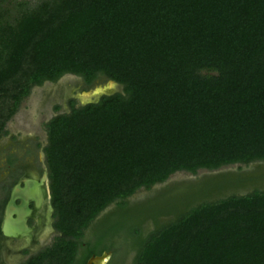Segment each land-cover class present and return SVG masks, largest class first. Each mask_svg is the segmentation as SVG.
Segmentation results:
<instances>
[{"label":"trees","instance_id":"1","mask_svg":"<svg viewBox=\"0 0 264 264\" xmlns=\"http://www.w3.org/2000/svg\"><path fill=\"white\" fill-rule=\"evenodd\" d=\"M64 75L121 90L43 125L59 236L21 264H264V0H0V136ZM229 165L246 176L204 179L150 231L133 221L173 173Z\"/></svg>","mask_w":264,"mask_h":264},{"label":"flooded vegetation","instance_id":"2","mask_svg":"<svg viewBox=\"0 0 264 264\" xmlns=\"http://www.w3.org/2000/svg\"><path fill=\"white\" fill-rule=\"evenodd\" d=\"M60 79H63V77L58 80ZM71 88H65L66 93H63V100L59 104L52 103L50 105V113L46 109L38 112V116L41 118V131L44 133L45 139H41L37 132L25 129L22 125L23 127L19 128L23 130L22 132L20 130L12 131L13 133L10 134V137L0 144V264H21L29 257L49 246L53 242L54 237L59 236L53 228L54 220L50 202L49 179L43 155V148L46 144V134L43 125L54 116L67 113L70 100L74 102V106H78L77 101L71 98L69 94ZM74 88L79 90L77 86ZM28 125H32L31 121H29ZM240 167L239 171H237V165L230 171L226 169L211 172L205 171L206 174L203 178L231 175L236 172L246 176V169H243L244 166ZM196 174L197 171L193 175H189L196 176ZM256 178L258 179L259 176ZM204 179L173 186L167 182V178L164 182L151 186L148 191L152 194L158 193L162 195V193L166 194L172 190L179 189L181 185L196 184ZM139 190H142L143 195L136 201H131V198ZM146 194L148 193L140 188L129 196L127 200L131 201V203L142 204V202L146 201L143 198ZM11 197H13V200L9 203ZM6 207H8L10 212V221L14 223L20 222L22 228L27 230L25 234L16 238L5 237L2 234L1 226ZM113 207L114 205L108 206L96 218L98 219L110 212ZM50 234H52V239L49 244H43Z\"/></svg>","mask_w":264,"mask_h":264},{"label":"rangeland","instance_id":"3","mask_svg":"<svg viewBox=\"0 0 264 264\" xmlns=\"http://www.w3.org/2000/svg\"><path fill=\"white\" fill-rule=\"evenodd\" d=\"M10 4H15L19 2H25L29 5L35 3L38 0H9ZM63 79L58 80L55 83L44 82L41 86H34L30 88L28 95L21 100L18 105L16 112L13 116L6 122L4 126V133L0 136V144L4 142L5 139L10 137L12 131H23L19 129L20 127H25V129H30V131L37 132L41 139H45L44 133L41 131V118L38 116L40 110L46 109L50 113V105L52 103H60L63 100V93H66V87H78L79 90H85L92 85H96L98 83H104L103 79L97 78L95 79L89 86L85 85L83 81L76 76L64 75ZM61 77V78H62ZM121 87H117V91H120ZM64 111V110H63ZM26 115V118H25ZM23 119V121H22ZM31 121L32 125H28L29 121ZM23 125V126H22ZM236 167V165H229L222 167L220 169L229 170ZM205 170H198L196 176H190L185 172H175L168 177L167 182L169 184L178 185L181 183L193 182L199 179H204ZM207 180H203L201 182H197L196 184H189L187 186L181 185L179 189L170 191L166 196L156 197L152 200L149 199V207H139L132 208L131 214L133 216V221L137 222L139 219L144 220L141 224L140 229H144V231H150L152 229V223L149 220V215L154 214L156 211L160 210L161 212H166L172 210L181 204V201L186 199V197H192L193 194H197L204 187L208 186ZM258 186L264 188V183H258ZM143 195L142 190H139L132 198L131 201H136V199L140 198ZM134 203V202H133ZM131 204L132 207L138 206L139 203ZM143 204L146 203L142 202ZM137 204V205H136ZM113 205V204H111ZM135 209V210H134ZM147 218V219H146ZM170 219L167 215H164L160 218L161 222H167ZM52 239V234H50L43 244L48 245ZM124 264H129L126 261Z\"/></svg>","mask_w":264,"mask_h":264},{"label":"water","instance_id":"4","mask_svg":"<svg viewBox=\"0 0 264 264\" xmlns=\"http://www.w3.org/2000/svg\"><path fill=\"white\" fill-rule=\"evenodd\" d=\"M117 87L118 85L114 83L112 80H106L102 84H96L91 88L85 90L79 91L76 88H71L69 90V94L71 95V98L77 101L78 106L82 107L88 104L96 103L99 100V98H101L102 96L112 95L113 93L117 92ZM79 98H84V99H79ZM12 200L13 197H11L9 203H11ZM9 214L10 212L8 210V207H6L2 221L1 232L3 235H5V237L9 235L10 237L16 238L17 237L16 234L21 232L24 228H22L20 222L10 223ZM13 223L14 225H12ZM109 255H110L109 251H103L98 256H92L88 258L85 264H106V262L109 259Z\"/></svg>","mask_w":264,"mask_h":264},{"label":"bare ground","instance_id":"5","mask_svg":"<svg viewBox=\"0 0 264 264\" xmlns=\"http://www.w3.org/2000/svg\"><path fill=\"white\" fill-rule=\"evenodd\" d=\"M79 99H84V98H79ZM9 222L12 223V222L10 221V219H9ZM26 232H27V230L24 229V230H22L21 232H19V233H17V234L15 233V234H16L17 237H18V236H21V235L25 234ZM13 233H14V232H13ZM8 236H9V235H8ZM8 236H7V237H8Z\"/></svg>","mask_w":264,"mask_h":264}]
</instances>
